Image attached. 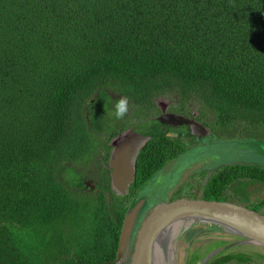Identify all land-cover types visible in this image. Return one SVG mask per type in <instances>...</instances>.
<instances>
[{
    "label": "trees",
    "instance_id": "trees-1",
    "mask_svg": "<svg viewBox=\"0 0 264 264\" xmlns=\"http://www.w3.org/2000/svg\"><path fill=\"white\" fill-rule=\"evenodd\" d=\"M163 94L196 103L219 136L264 138V0H0V264H114L134 192L114 197L101 162ZM182 149L153 134L133 188ZM247 183L264 188V168H221L202 199L246 202Z\"/></svg>",
    "mask_w": 264,
    "mask_h": 264
},
{
    "label": "water",
    "instance_id": "water-1",
    "mask_svg": "<svg viewBox=\"0 0 264 264\" xmlns=\"http://www.w3.org/2000/svg\"><path fill=\"white\" fill-rule=\"evenodd\" d=\"M166 117L167 123L187 126L190 130L189 134L198 138L200 143L202 142L201 139L211 140V137H214L207 126L195 119H188L181 115H166L163 112L157 120L162 123ZM149 140V136L138 135L133 129H129L110 141L111 151L107 167L110 170V190L114 197L129 195L130 188L132 189L135 184L138 155ZM217 142H227L243 152L247 150L251 152V156L248 158L242 156L237 162H228L219 167L252 165L264 168V138H248L236 135L232 139H220ZM200 146L202 145L200 144ZM253 157H255L254 160H252ZM172 162L173 160L166 163L161 170L146 180L127 205L120 228L114 264H161L158 257L160 255L167 264H173V260H171L172 249L174 247L177 249V243L182 235L196 225L205 226L227 236L241 238L238 242L211 252L200 264H206L216 254L238 245H254L264 249L263 213L241 204L221 200L179 198L168 202L166 199L168 190L165 197L160 200L148 198L143 193L144 189L157 174H161L168 167L167 165L171 167ZM210 172L211 170L209 174ZM207 181L208 173L203 185ZM132 191L134 192V190ZM105 197L107 200L109 199L108 192L105 193ZM148 211L149 213L146 215ZM178 223H186L187 225L181 227L178 234L170 240L167 232L170 233V228Z\"/></svg>",
    "mask_w": 264,
    "mask_h": 264
},
{
    "label": "flooded vegetation",
    "instance_id": "flooded-vegetation-1",
    "mask_svg": "<svg viewBox=\"0 0 264 264\" xmlns=\"http://www.w3.org/2000/svg\"><path fill=\"white\" fill-rule=\"evenodd\" d=\"M153 102L157 110L156 109L153 110L154 113L152 115H149L147 118H144V119H139L135 117L126 119L127 121L124 123L125 126H123L122 128H119L117 130L118 132L116 133L115 136L111 138V140L115 138L116 136L120 135L121 133L127 132L129 129H133V131L137 133L138 135L149 136L150 140L153 134L163 133L165 137H168L171 141L177 140L178 142L182 144L183 149L182 151H180V155H181V153H184V151L191 149L193 147H197V146L201 149H207L208 147L212 145L213 142H217V140L219 141L220 139H232L236 135L237 136L240 135L241 137H246L245 134L243 133V130L239 129L238 127L232 130L233 135L231 137L219 136L216 129L213 128L212 126V118L209 116V113H205L204 111H201L196 103L186 102L187 107L178 108L177 107L179 106L178 99L172 94L171 95L163 94L159 97L154 98ZM160 108L163 110H161ZM163 112L166 115H171V114L181 115L188 119H195L197 122L201 123L202 125L207 126L210 129V133L214 137H211V140L207 138L201 139L200 141L202 142L200 143L198 138H194L193 136L189 134L190 130L187 126L178 125L174 123H167L168 122L167 117L163 119L164 122L162 123L159 122L157 118L162 116ZM229 131L228 130L225 131L226 135L229 134ZM151 133L153 134L151 135ZM174 134H176V136H174ZM146 144L144 145V147L146 146ZM200 144L202 146H200ZM110 151H111V148L108 151V156H107L105 163L103 161L101 162L100 156L97 157L99 158L101 162V167L106 169V174L109 177V187H110V170L107 167V161L109 159ZM102 155H104L103 152H102ZM239 159L240 157L238 158L234 157L233 160L228 161L225 158H221V159H218L217 161L207 160L208 161V163H206L208 164L207 166L194 165V168L191 171L184 173V174L188 173L189 176L187 174V177L184 179L186 175L183 178H182V175L181 176L179 175L178 177L179 182H177V179H176L174 186L168 189L169 193L167 194V198H166L167 201L169 202V201H173L179 198L203 200L202 199L203 191H204L203 187L207 185L211 177L214 174H216L219 169L225 168L228 166H233V165H226L225 167H219V166L225 163H228V162H231V163L237 162ZM175 160L176 159L173 160L172 162L173 164ZM172 163L171 165H173ZM96 165H97V162H95V164H91L89 167L86 168L85 177L82 179L83 180V190H88L90 192H93L94 189L96 188L97 183L99 182V178L97 177L99 175V170L96 167ZM210 170L211 172L209 174ZM207 173H208V181L205 183V185H203ZM241 180L242 179H238L237 182H240ZM183 184H186V185L182 188ZM179 188H182L181 192L178 193L179 196L174 199H170V197L173 194H175V191H177ZM185 188H188V190L183 191V189ZM138 189L132 188V190H134V193L131 196L130 200L133 198V196H135V192ZM245 189L247 192L246 202H242V203L237 202V204L247 206L248 204L255 203L257 200L259 201V200L264 199V188L261 185H258L255 183H251V184L247 183ZM257 194L260 195L261 198H258ZM117 197L121 199L127 196H124V197L117 196ZM221 201H226V200H221ZM229 202H232V201H229ZM149 211L146 213V215L149 213ZM261 212L264 214L263 210ZM240 239H241L240 237L227 236L224 233L210 230L205 226L196 225V226L191 227L188 231H186L182 235V237L178 241V248L182 249L185 253L184 264H200L204 260V258L207 255H209L211 252L221 249L225 246L231 245L234 242H238L240 241ZM241 246H244L243 248H247L248 251L237 252L236 250L240 248ZM262 250L264 249L261 247L254 246V245L234 246L232 248H228L216 254L210 260H208L206 264H208L213 258H216V257L218 259L223 258V257L227 258L224 264H256L255 262L258 259L264 260V253L262 252ZM230 256H233V257L230 258Z\"/></svg>",
    "mask_w": 264,
    "mask_h": 264
},
{
    "label": "rangeland",
    "instance_id": "rangeland-1",
    "mask_svg": "<svg viewBox=\"0 0 264 264\" xmlns=\"http://www.w3.org/2000/svg\"><path fill=\"white\" fill-rule=\"evenodd\" d=\"M235 156L237 157L246 156V158H248L251 156V152H249L248 150L243 152L242 150L238 149L236 146H232L227 142H213L212 145L207 149H200L198 146L188 149L181 154V156L176 160V162L171 167L170 165H167L169 167H166L161 174H157L155 178H153L150 181L149 185L146 187V194L148 196L155 194V196L161 197L163 195V191L166 186H168V189L174 186L178 174H180V176L182 175V178L186 175L184 177L185 179L188 173L186 174L184 173L191 171L194 168V165L207 166L208 165L206 164L208 163L207 160L217 161L218 159L221 158L233 159ZM254 159L255 157L252 158V160ZM258 198L260 197L258 196ZM243 247L244 246H241L236 251L237 252L248 251L247 248H243ZM262 252L264 253V250H262ZM184 262H185V253L182 249L177 248V254L174 257V263L184 264ZM255 263L263 264L264 260L258 259Z\"/></svg>",
    "mask_w": 264,
    "mask_h": 264
},
{
    "label": "bare ground",
    "instance_id": "bare-ground-1",
    "mask_svg": "<svg viewBox=\"0 0 264 264\" xmlns=\"http://www.w3.org/2000/svg\"><path fill=\"white\" fill-rule=\"evenodd\" d=\"M201 149V148H200ZM186 155V154H185ZM184 155V156H185ZM177 160V159H176ZM176 160L174 161V163L176 162ZM147 187V186H146ZM167 190H168V186H166L165 188H164V191H163V195L160 197H156L155 196V194H153V195H151V196H148L147 194H146V188L144 189V191H143V193L146 195V196H148V198H150L151 200H160V199H162V198H164L165 197V195H166V193H167ZM187 224L186 223H178V224H176V225H174L173 227H171L170 228V230H169V232L170 233H168L167 232V234H168V238L170 239V240H172L171 238L172 237H174L176 234H178V232H179V230L181 229V227H185ZM178 244V243H177ZM172 253H171V260H173V264H174V256H176V254H177V249H175V247L172 249V251H171ZM159 257V259H160V262H161V264H167V262L166 261H164L163 259H162V256L160 255V256H158ZM170 259V258H169Z\"/></svg>",
    "mask_w": 264,
    "mask_h": 264
},
{
    "label": "clouds",
    "instance_id": "clouds-1",
    "mask_svg": "<svg viewBox=\"0 0 264 264\" xmlns=\"http://www.w3.org/2000/svg\"><path fill=\"white\" fill-rule=\"evenodd\" d=\"M115 115L116 117L119 118H123V116L125 115L126 111H127V101L126 98H121L120 100L117 101L116 105H115Z\"/></svg>",
    "mask_w": 264,
    "mask_h": 264
}]
</instances>
